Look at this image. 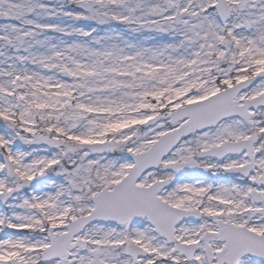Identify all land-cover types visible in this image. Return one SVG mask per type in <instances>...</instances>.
Returning a JSON list of instances; mask_svg holds the SVG:
<instances>
[{
  "label": "snow or ice",
  "instance_id": "obj_1",
  "mask_svg": "<svg viewBox=\"0 0 264 264\" xmlns=\"http://www.w3.org/2000/svg\"><path fill=\"white\" fill-rule=\"evenodd\" d=\"M0 264H264V0H0Z\"/></svg>",
  "mask_w": 264,
  "mask_h": 264
}]
</instances>
